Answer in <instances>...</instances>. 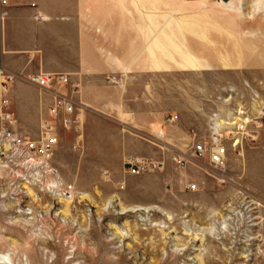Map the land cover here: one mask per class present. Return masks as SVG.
<instances>
[{
	"label": "crops",
	"instance_id": "0c3cea01",
	"mask_svg": "<svg viewBox=\"0 0 264 264\" xmlns=\"http://www.w3.org/2000/svg\"><path fill=\"white\" fill-rule=\"evenodd\" d=\"M177 2L0 0V86L14 76L7 92L0 89L8 125L37 135L53 93L27 79L66 74L70 87L62 90L74 91L81 111L75 132L101 178L130 182L167 172L182 185L189 166L172 157L187 154L196 133L207 134L208 100L221 85L206 89L197 80L264 83V0ZM237 90L252 102L246 87ZM137 160L156 167L131 175L127 167Z\"/></svg>",
	"mask_w": 264,
	"mask_h": 264
},
{
	"label": "rangeland",
	"instance_id": "374dc122",
	"mask_svg": "<svg viewBox=\"0 0 264 264\" xmlns=\"http://www.w3.org/2000/svg\"><path fill=\"white\" fill-rule=\"evenodd\" d=\"M177 3L163 0L166 8ZM166 44L170 48L171 40ZM251 80H197L206 89L221 84L214 100L208 92V117L229 86L254 93L245 103L252 108L264 105V83L253 86ZM245 95L231 103H244ZM243 129V140L229 150L225 173L200 160V168L187 167L188 180L179 186L167 172L149 180L103 179L84 158L79 132L60 128L54 160L61 176L75 184L76 195L54 199L29 187L30 195L22 196L2 172L0 253H7L8 264H264V131ZM193 182L198 191L186 188ZM133 207L146 209L123 212Z\"/></svg>",
	"mask_w": 264,
	"mask_h": 264
},
{
	"label": "built area",
	"instance_id": "2783aa9c",
	"mask_svg": "<svg viewBox=\"0 0 264 264\" xmlns=\"http://www.w3.org/2000/svg\"><path fill=\"white\" fill-rule=\"evenodd\" d=\"M13 80L14 76L6 75L1 81V91L7 92L8 82ZM27 80L42 89L52 91V103L40 121L38 135L33 136L18 133L8 125V100L1 99L0 174L6 172L20 188L22 196H29L28 188L34 187L42 196L73 199L76 195L75 184L61 176L54 160V153L60 140L59 129L77 130L81 123V111L76 108L73 99L74 91L62 90L69 89V77L63 73H39L29 76ZM226 90L223 91L220 108L214 109L208 119L207 134L204 137L195 135L187 154L172 157L177 167L185 168L192 164L193 167L200 168L196 162L206 159L210 167L225 173L229 150L231 147H237L243 140V128L249 125L255 126L256 134L257 129L264 131V105H259L260 103L257 102L252 108L251 105L241 101L233 105L231 101L237 100L236 97L243 99L242 94L231 86ZM252 95L254 97L255 94ZM245 134L247 137H252ZM150 167L155 168L156 165L148 164L145 160L132 161L127 167V172L131 175H139ZM186 188L192 192L198 191L199 185L197 182L187 183Z\"/></svg>",
	"mask_w": 264,
	"mask_h": 264
},
{
	"label": "bare ground",
	"instance_id": "6f19581e",
	"mask_svg": "<svg viewBox=\"0 0 264 264\" xmlns=\"http://www.w3.org/2000/svg\"><path fill=\"white\" fill-rule=\"evenodd\" d=\"M146 208H141V207H133V208H129L127 210H124L123 212L126 211H139V210H145ZM148 209V208H147ZM67 211V210H66ZM40 255V254H39ZM38 258V257H37ZM0 264H8V255L7 253H0Z\"/></svg>",
	"mask_w": 264,
	"mask_h": 264
}]
</instances>
